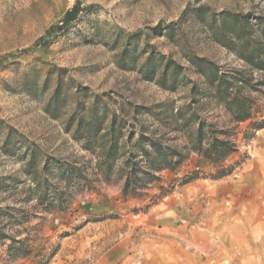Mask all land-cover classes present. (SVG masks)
<instances>
[{
	"label": "rangeland",
	"instance_id": "rangeland-1",
	"mask_svg": "<svg viewBox=\"0 0 264 264\" xmlns=\"http://www.w3.org/2000/svg\"><path fill=\"white\" fill-rule=\"evenodd\" d=\"M77 2L79 18L50 34ZM228 12L263 16L264 0H0V264H264V86L238 89L254 103L244 122L212 99L195 106L228 132L233 150L218 164L167 123L192 102V82L206 89L191 58L250 70L227 46ZM152 53L182 68L176 90L147 78ZM59 76L63 95L81 87L112 110L138 106L145 132L187 159L127 190L66 130L67 107L58 119L45 111ZM21 140L42 159L40 183Z\"/></svg>",
	"mask_w": 264,
	"mask_h": 264
},
{
	"label": "trees",
	"instance_id": "trees-1",
	"mask_svg": "<svg viewBox=\"0 0 264 264\" xmlns=\"http://www.w3.org/2000/svg\"><path fill=\"white\" fill-rule=\"evenodd\" d=\"M83 10L77 2L60 24L50 28L49 33L57 34L66 31L79 18ZM223 26L227 30L224 34L229 41L227 46L235 50L250 66L249 71L259 74V81L252 83L253 77L249 71L221 73L215 63L193 57L190 63L203 80L206 89H201L192 82L190 90L192 102L171 114V120L167 121L173 131L186 135L190 150L202 154L206 160L216 164L226 158L233 150V145L227 139H220V136H228V132L219 130L216 124L203 120L195 106H200L205 98L212 99L228 109L232 121L244 122L250 119L254 103L251 96H241L238 89L247 86L253 91H262L260 87L264 86V15L252 18L248 14L228 12L225 14ZM41 42L39 44H42ZM148 64L147 78L157 80L163 88L174 91L182 82V68L173 60H165L152 53ZM48 81L49 79L44 82V85L48 84ZM69 83L72 85L74 80L70 78ZM63 94L64 84L59 76L56 79L53 94L46 102L45 111L58 119L62 116L61 110L67 107L66 130L76 140L83 141L87 150L99 156V167L105 168L107 173L116 170L123 176L127 190L142 186L146 180H151L153 171L173 169L187 159V154L180 149L167 145L161 137L149 136L145 132L139 119L138 106H134L129 114L124 104H119L118 110H112L104 98L91 97L89 91L81 87L75 90L71 88L67 95ZM12 131L10 129L8 134ZM135 135L137 138L134 142ZM20 144L25 157L29 158L30 172L33 171L35 180L40 183L35 166L42 159L36 153L33 143L27 144L21 140ZM119 162L120 166H118ZM50 164L47 163L42 168L43 171L55 169ZM56 167H59L66 175L67 172L69 175L76 170L67 165ZM66 180H69V177ZM46 196V193H42L40 202L45 201ZM3 228L0 227V240L7 237Z\"/></svg>",
	"mask_w": 264,
	"mask_h": 264
}]
</instances>
